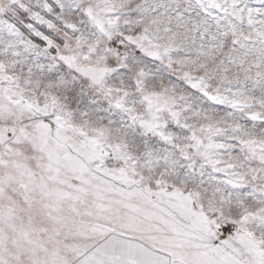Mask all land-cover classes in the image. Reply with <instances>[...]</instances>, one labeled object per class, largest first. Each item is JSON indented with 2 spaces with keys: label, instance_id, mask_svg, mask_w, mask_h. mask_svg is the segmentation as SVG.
Returning <instances> with one entry per match:
<instances>
[{
  "label": "snow or ice",
  "instance_id": "snow-or-ice-1",
  "mask_svg": "<svg viewBox=\"0 0 264 264\" xmlns=\"http://www.w3.org/2000/svg\"><path fill=\"white\" fill-rule=\"evenodd\" d=\"M0 264H264V0H0Z\"/></svg>",
  "mask_w": 264,
  "mask_h": 264
}]
</instances>
